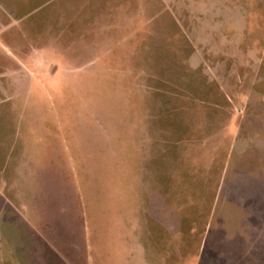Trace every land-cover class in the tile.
<instances>
[{
	"label": "rangeland",
	"instance_id": "obj_1",
	"mask_svg": "<svg viewBox=\"0 0 264 264\" xmlns=\"http://www.w3.org/2000/svg\"><path fill=\"white\" fill-rule=\"evenodd\" d=\"M233 49L264 59V0H0V152L38 150L2 264H264L263 185L223 179L264 161Z\"/></svg>",
	"mask_w": 264,
	"mask_h": 264
},
{
	"label": "crops",
	"instance_id": "obj_2",
	"mask_svg": "<svg viewBox=\"0 0 264 264\" xmlns=\"http://www.w3.org/2000/svg\"><path fill=\"white\" fill-rule=\"evenodd\" d=\"M226 41L227 39H225L224 42ZM230 59L233 60L232 64L227 63V61H231ZM216 73L218 74L217 79L219 81L220 89H222L223 91L231 90L232 91L231 93L233 94L235 98L236 97L238 98V101L241 99V97L238 94H236L237 92H235V88L231 85L232 84L231 81L235 82L236 85L241 84L243 81L250 82L249 91H251V94H252V99H251V104H250L252 108H251L250 113L252 116L250 117L251 126L249 129L248 140L250 144L252 142H256L258 144V148L256 152L261 154V157L264 160V147L262 144L264 141V128H263L264 127V108H263L264 106V59L262 58L261 54L258 51H256L255 53H252L250 56H243L241 55V51L239 50L236 51L235 49H233L232 52L225 51L221 53L220 55V62L217 65ZM248 74H249V77H246ZM255 94H258V95L255 96ZM255 98H259V99H255ZM239 104L240 103L238 102V105ZM29 128L30 126L27 124L25 126L26 132H28ZM27 137H28V133H27ZM144 147L145 145H143V147H141L140 150H144L145 149ZM33 149L34 148L28 146L27 144L26 149H25L26 153L23 156L21 154L23 153V151L19 149H15L14 151H9L8 156L5 155V153L0 152L1 154L0 155V264H2V261H3L2 249L5 248L9 243L14 242L15 234H13L12 232V227L14 226L16 222L20 221L22 223L23 215L28 214V211L30 209V203L28 201H24L25 195L22 190V187H20L19 185V188H20L19 191L17 190L15 191V187L17 186L16 180L18 177V170L21 169L20 165H23L21 159L23 157L27 159L28 155H30V157L32 158V156L38 152V150L34 152ZM253 149L250 150L249 148L248 150L243 151V149L240 148L238 151V153L240 154L238 159L241 160L242 158L241 156L246 153H249L251 155L254 154ZM136 150H139V149H136ZM145 150L147 153L148 149H145ZM125 151H124L125 161H124V165L122 169L123 174L120 178L122 184L123 182H127V180L130 181L131 170L133 169V166L130 161L131 154L130 152H125ZM74 155L75 157L73 158V161L76 162L78 155H80V158L82 156L81 150L79 148H78V151L75 150ZM7 158H10L8 166L4 164V161ZM252 158L254 159V157ZM243 165H244L243 163H240L238 161L229 162L228 166H226L225 164L226 167L223 170V179L226 180L225 182L230 181V180H231V183L233 182V180L234 181L242 180L243 182L247 181L246 183L248 184H245L242 182L241 184L248 185V189L250 186V189H251L250 195L255 194L254 186H257V184L263 185L260 190H264L263 188L264 187V161L252 163L251 167L248 168L249 170L248 172H245V168ZM141 174L143 178L142 170H141ZM85 183H88L87 178L85 179ZM239 183L240 182H237L236 185H238ZM83 189H85V184L84 186L81 187L82 195L84 194ZM110 192L113 195L114 191L110 190ZM83 200H84V196H83ZM25 211H27V213H25ZM169 232H171V229L169 230ZM23 233L26 235L27 233H30V230H27V231L23 230Z\"/></svg>",
	"mask_w": 264,
	"mask_h": 264
}]
</instances>
